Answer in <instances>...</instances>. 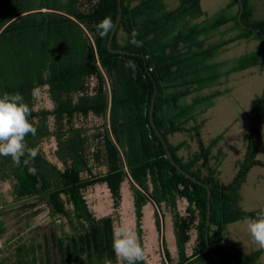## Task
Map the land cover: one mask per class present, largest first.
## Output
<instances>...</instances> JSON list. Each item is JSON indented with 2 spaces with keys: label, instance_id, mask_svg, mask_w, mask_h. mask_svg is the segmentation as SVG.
<instances>
[{
  "label": "trees",
  "instance_id": "obj_1",
  "mask_svg": "<svg viewBox=\"0 0 264 264\" xmlns=\"http://www.w3.org/2000/svg\"><path fill=\"white\" fill-rule=\"evenodd\" d=\"M243 1V21L255 29L239 22V0L229 4L238 6L235 15L221 13L213 18L207 17L200 0H177L175 7L168 0H0V96L21 93L34 106L29 119L38 128L35 137H26L28 145L38 149L32 165L36 174L3 156L0 172L3 179L15 181L18 197H45L53 214L69 220L75 235L64 250L63 243L62 249L58 247L63 259L71 260L75 254L79 264L84 256H97L102 264L105 258L115 264V218L96 217L85 192L107 184L117 209L123 183L130 178L138 221L149 196L158 208L159 229L160 213H172L178 264L189 260L186 246L193 229L197 242L192 256L202 253L220 264L206 244L208 189L179 172L152 127L150 112L157 86L154 119L167 141L176 132L192 133L197 141L199 149L189 161L178 154L184 143L178 147L168 144L175 160L211 187L212 247L227 264H261L264 249L249 255L223 246L221 240L227 224L254 219L264 210L246 211L240 205L250 169L264 167L258 158L259 149L264 148V92L248 113L246 153L230 183L222 182L210 167L211 146L201 136L205 114L221 94L202 92L231 73L255 66L264 69V21L255 20L248 0ZM120 11L112 47L129 53L112 52L108 47L111 32L100 37L96 29L105 17H111L115 25ZM231 23L239 31L235 38L212 40L214 32ZM133 30L138 32L141 47L129 42ZM251 34L262 46L222 72L220 51ZM128 61L135 62L134 70L126 67ZM36 87L48 96L53 108H38V99L31 95ZM90 118L102 119L101 126H89ZM50 138L56 143L55 162L41 149V143ZM183 199L188 203L184 215L178 205ZM35 248L27 252L32 264L38 263Z\"/></svg>",
  "mask_w": 264,
  "mask_h": 264
},
{
  "label": "rangeland",
  "instance_id": "obj_2",
  "mask_svg": "<svg viewBox=\"0 0 264 264\" xmlns=\"http://www.w3.org/2000/svg\"><path fill=\"white\" fill-rule=\"evenodd\" d=\"M200 1L208 18H213L221 13L233 16L238 12L235 13V8L238 10V6H229L231 0ZM168 3L170 7H175L177 0H168ZM262 4L258 5L260 6L257 9L258 17H264V5ZM235 26L232 23L223 26L214 32L215 35L212 40L228 41L235 38L239 32ZM261 46L262 43L255 34L248 35L241 41L229 43L218 55V60L223 62L221 71L229 70L239 57L256 51ZM216 91L221 92V94L214 98L211 108L205 114L201 136L203 142L211 146V153L220 158L224 169L223 179L230 183L232 180H227L229 179V171L237 160L241 162L244 159L246 136L249 132L248 113L256 104L258 97L264 92V69L255 66L231 73L219 79L215 85L206 88L202 94L210 95ZM37 102L38 108H53V103L46 94H42ZM88 122L91 127L101 126L102 119L90 118ZM262 138L264 142V126ZM168 141L175 147L184 143L183 146L179 147L178 154L181 153L180 150H187L190 153L192 150L198 151L199 149L196 139L189 132L170 134ZM41 149L49 159L54 162L57 160L54 138L44 140L41 143ZM259 150H264V148ZM3 177L0 172V264H19V259L24 260L23 264H32L31 258L27 257V252L29 248L34 246H36L37 264H63L62 261H65L64 264H69L70 261L72 264H78L75 254L71 260L66 257L63 259L60 255L61 244H64V250L66 244L70 243L72 236L75 235V230L70 225L69 220L61 215L53 214L45 197H18L15 193V181L13 182L12 179L5 180ZM85 196L96 217L102 218L112 215L115 218V227L121 225L130 227L137 234L146 254V259L138 262L139 264H147L151 261L156 256V249L158 253L161 252V246L169 254H174L177 238L175 237L174 241L171 240L173 237L171 232L172 213H167L166 218L160 213L162 220L160 234L158 231L156 232L154 214L150 207H146L142 211V218L138 221L134 211L135 195L130 178H127L123 183L122 201L117 209L113 206V199L107 184L89 188L85 192ZM149 197L148 201L155 203ZM178 205L185 210L188 203L179 201ZM164 222L165 226H163ZM40 244L43 246L42 249L39 247ZM58 247L61 249L59 250ZM166 261L167 264H171L168 260ZM79 264L102 263L97 256L92 258L84 256ZM207 264H211L210 261Z\"/></svg>",
  "mask_w": 264,
  "mask_h": 264
},
{
  "label": "clouds",
  "instance_id": "obj_3",
  "mask_svg": "<svg viewBox=\"0 0 264 264\" xmlns=\"http://www.w3.org/2000/svg\"><path fill=\"white\" fill-rule=\"evenodd\" d=\"M115 28L111 17L103 18L97 25L96 29L100 37L107 36ZM138 32L133 30L131 33L130 43L136 47H141L142 42L137 40ZM126 67L135 69L133 61H128ZM41 89L36 87L32 90L33 99H39ZM34 110L25 102L21 93H3L0 96V156L10 157L15 166H26L28 172L36 174L34 164L38 155V149L30 147L26 137L30 134L35 137L38 128L30 122L29 117ZM35 226V225H34ZM247 231L252 240L264 249V210L256 218L246 221ZM112 249L115 254V264H138L146 259L144 248L137 237V234L126 226L114 227ZM103 264H113V261L105 258Z\"/></svg>",
  "mask_w": 264,
  "mask_h": 264
},
{
  "label": "crops",
  "instance_id": "obj_4",
  "mask_svg": "<svg viewBox=\"0 0 264 264\" xmlns=\"http://www.w3.org/2000/svg\"><path fill=\"white\" fill-rule=\"evenodd\" d=\"M248 3L253 9V18L255 20L264 21V17H258L257 15V9L258 7H260L258 5L262 3H263L262 5H264V0H248ZM237 11H238L237 8H235V13ZM180 152L181 153L179 154V156L186 159L185 161H189L191 157L197 152V150H192L190 153H188L187 150H180ZM245 153H246V150H245ZM245 153L243 155V158L245 156ZM258 158L264 161V150H260L258 152ZM239 161L240 160H237L233 168L229 171V179L227 180H233V178L235 177L238 171ZM210 167L218 173V176L222 182L228 183V181H225L223 179L224 169L222 168L220 158L218 156H215L212 153H211ZM207 172H208L207 170L203 169V173L206 174ZM183 202L186 203L184 199L181 201V203ZM240 205L246 211H258V210L264 209V167L254 166L250 169L247 179L241 189ZM146 207H150L151 210L153 211L155 224H156V232L158 231L160 234V229L158 228L157 223H156L157 208L155 206V203L148 201L144 205L143 211L144 209H146ZM186 207H185V210H183V208H180L181 214L183 215L186 214ZM134 211L136 213V209ZM164 217L166 218L167 216L165 215ZM247 220L248 219H241V220H237V221L231 222L226 225V227L223 230V235H222V240H221V243L223 244V246L232 247L242 253L249 254V255L260 250L259 246L252 240L250 234L247 231V226H246ZM133 223H134V220H133ZM163 226H165V222L163 223ZM171 232L173 235L171 240L174 241L176 237L175 236L176 233H175V226H174V218L172 214H171ZM159 239L161 240V238ZM196 242H197V231L196 229H193L191 231V239L186 246V255L187 257H189V260L186 261L185 264H207L208 261H210L211 264H215L213 263L212 260L203 257L202 253L192 256ZM166 254L169 255L170 257L169 262H171V264L179 263L180 254H179V248H178L177 242H176V249L173 255L169 254V252L166 249H163V247L161 246V252L158 253L156 249V256L153 257V259L149 261L147 264H167ZM260 263L264 264V252L260 256Z\"/></svg>",
  "mask_w": 264,
  "mask_h": 264
},
{
  "label": "water",
  "instance_id": "obj_5",
  "mask_svg": "<svg viewBox=\"0 0 264 264\" xmlns=\"http://www.w3.org/2000/svg\"><path fill=\"white\" fill-rule=\"evenodd\" d=\"M120 1V0H119ZM240 3V12L238 15V20L239 22L242 24V26H244L245 28H251V29H255L254 27L246 24L243 21V12L245 10V3L243 0H239ZM121 10V7H120ZM121 11H120V16L118 21L115 24V28L114 30L111 32L110 37H109V41H108V47L112 52L115 53H129L128 50H124V49H114L112 47L113 45V39L115 37L116 31L118 29V25L121 19ZM258 31H261L260 28H257ZM263 37H264V33H263ZM156 94H157V86H156ZM156 94H155V98L153 100V106L150 112V120H151V124L152 127L154 128V130L156 131L158 137L160 138L166 153H167V157L171 160V162L174 164V166L179 170L180 173L186 175L188 178H190L192 181L201 184L203 186H205L208 189V214H207V228H206V244H207V248L210 251V253L212 254V256L220 263V264H227L226 262H224L221 257L217 254V252L214 250V248L211 245L210 242V225H211V213H212V204H211V200H212V190L209 184H207L205 181L198 179L197 177H195L194 175H192L191 173H189L186 169H184L174 158L170 148H169V144L168 141L166 139V137L164 136V134L162 133V131L158 128L155 119H154V105H155V101H156ZM150 198V197H149ZM151 200H153L152 198H150Z\"/></svg>",
  "mask_w": 264,
  "mask_h": 264
}]
</instances>
